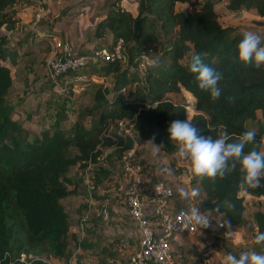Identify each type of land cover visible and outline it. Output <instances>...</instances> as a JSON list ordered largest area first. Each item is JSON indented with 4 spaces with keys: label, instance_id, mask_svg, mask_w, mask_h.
Here are the masks:
<instances>
[{
    "label": "trees",
    "instance_id": "16d2710c",
    "mask_svg": "<svg viewBox=\"0 0 264 264\" xmlns=\"http://www.w3.org/2000/svg\"><path fill=\"white\" fill-rule=\"evenodd\" d=\"M123 1L114 0L95 29L98 40L106 31L114 44L122 39L124 51L122 60L98 63L93 70L100 79L114 77V83L112 88L93 83L94 103L89 115L97 110L100 114L90 128L76 120L71 133L58 130L53 136L44 132L35 141L25 138L14 108L7 102L13 78L11 68L4 63L11 51L5 40H0V264H43L30 257H67L72 221L63 201L76 194L69 173L74 167L86 169L98 164L104 149L133 147L131 140L117 133L120 120L134 122L139 143H154L168 157L176 156L168 128L173 121L189 118L187 106L172 102L171 94L185 90L195 98V114L189 120L199 135L215 139L227 131L229 142H235L245 131L254 129L257 150H264V71L234 62L246 31L221 25L216 6L223 0H139L136 14L124 9ZM19 3L0 0V29L11 22ZM185 5L194 10L181 9ZM226 7L234 14L255 10L264 26V0H228ZM150 47L161 59L142 76L140 52ZM190 54H201L205 64L222 73L219 99L213 101L198 88L196 75L189 71L190 62L183 63ZM128 87L134 88L135 102H124L119 94ZM106 98L109 103L103 106ZM111 124L114 126L107 135ZM239 180L238 170L214 184L192 177L191 187H198L203 195L197 208L208 216H219L215 209L228 198L235 207L231 212L221 208L225 224L245 226L246 200L264 198V177L261 187L246 192L239 190ZM254 221L258 229L255 239L264 232V212L257 211Z\"/></svg>",
    "mask_w": 264,
    "mask_h": 264
},
{
    "label": "rangeland",
    "instance_id": "374dc122",
    "mask_svg": "<svg viewBox=\"0 0 264 264\" xmlns=\"http://www.w3.org/2000/svg\"><path fill=\"white\" fill-rule=\"evenodd\" d=\"M113 1L48 0L44 6V17L36 23L34 15L38 12L37 7L21 0V9L15 10L11 22L0 29V40L4 39L8 50L11 51L8 60L4 63L11 68L13 78V86L7 95V102L14 108L15 120L22 127L25 138L35 141L40 139L44 132L53 136L58 130L71 133L76 120H81L86 128H90L99 117L100 110L89 115L94 103V84H91L89 90L80 97L62 95L47 82L44 66L45 60L55 52L57 40L71 44L75 51L82 54L98 50L101 47L98 46L99 43L111 48L114 45L111 33L106 31L104 38L98 40L95 29ZM138 2L139 0H124L122 7L136 14ZM227 3L228 0H223L216 6L221 25L238 26L246 32H255L260 36L261 43L264 42V26L260 25L263 19L258 13L255 10L244 9L234 14L227 10ZM181 9L190 12L194 10L188 5ZM155 57L159 61L161 54L156 53ZM190 59L191 54L183 60V63L189 65ZM139 72L142 76L146 74V71L139 70ZM113 83L114 77L108 78L103 83L95 82L109 88L113 87ZM133 89L128 87L127 94L132 95ZM169 99L176 104L186 105L189 119L195 114L196 100L192 103L185 90L180 94L169 95ZM108 103L109 100L106 98L102 105ZM189 108L194 110L193 113H189ZM258 115L261 117V113ZM153 144L140 143L139 155L143 156L146 167L153 169L154 172L168 175L166 178L174 183L178 201L186 204L182 209L189 211L191 207H198L203 195L198 187L192 188L190 185L192 175L188 161L178 155L168 157L160 149L153 156ZM110 150L104 149V156L98 164H94L96 166H92V169L106 167L107 170L101 175L93 172L88 174L94 185V193L98 191L97 187L102 186V178L109 180L107 184L110 181H119L116 179L120 175L118 151L110 152ZM163 169L169 171L164 172ZM74 170L76 173L71 188L76 189V194L65 206L72 221L68 255L61 260L44 255L40 257L41 261L43 264H129L131 255L137 249L136 231L130 225L129 217L124 215L123 208L120 207L113 214L112 207L109 208L108 220L99 216L100 207L93 208V205L86 204V198L83 196L85 194L82 192V181L79 180L84 175V185L85 174L80 173L81 169L78 167H74ZM152 175H149V180ZM181 189L185 190L187 197H181ZM194 191L196 195L192 196ZM116 192L121 198V191ZM257 211L264 212V198L247 199L245 210L247 224L234 229L226 224L224 227L220 226V223H225L223 217L209 216L211 221L208 228L200 229L199 233L192 237H180L181 241L173 245V264H224V257L229 253L238 256L245 251H264V246H257L254 243V234L258 230L254 221ZM118 213L121 216H118ZM82 219L86 221L84 231L80 225Z\"/></svg>",
    "mask_w": 264,
    "mask_h": 264
},
{
    "label": "built area",
    "instance_id": "2783aa9c",
    "mask_svg": "<svg viewBox=\"0 0 264 264\" xmlns=\"http://www.w3.org/2000/svg\"><path fill=\"white\" fill-rule=\"evenodd\" d=\"M31 5L37 7L38 12L34 15L38 23L44 17V6L48 0H27ZM124 41L121 39L111 48L103 47L93 50L88 54L75 51L74 47L61 40L56 41L55 52L45 60L46 79L57 93L68 94L71 97H80L93 83L105 82L108 79H100L91 71L96 69L98 63H108L114 59L122 60ZM153 48H147L140 52V71H148L158 61ZM155 61V63H152ZM124 102H135V97L127 94V89L119 92ZM157 104L153 105L156 108ZM111 124L107 135L111 134ZM117 133L123 138L131 140L133 147L122 150L121 148H110L118 151L120 175L123 184L120 187L121 198H123L129 210L131 219L136 230L137 249L131 255L129 264H173V242L177 237H192L199 233L200 229H183L184 209L172 210L171 202L176 195L174 183L166 178L159 181H150L147 176V165L143 156L139 155L140 143L135 131V124L131 119H123L117 122ZM84 186L87 199L93 201L94 185L85 173ZM110 200L107 199L100 214L104 220L110 217ZM86 221L80 222L84 231ZM221 227L225 223H220ZM25 259V256H23ZM33 260L39 257H30ZM24 261V260H23Z\"/></svg>",
    "mask_w": 264,
    "mask_h": 264
},
{
    "label": "clouds",
    "instance_id": "9594fccd",
    "mask_svg": "<svg viewBox=\"0 0 264 264\" xmlns=\"http://www.w3.org/2000/svg\"><path fill=\"white\" fill-rule=\"evenodd\" d=\"M237 57L234 62L245 66L251 64L254 69L264 71V47L261 46V38L252 31L244 33L237 45ZM155 63V61H152ZM189 71L196 75L198 88L208 93L213 101L219 99L221 89L219 82L223 78L222 73L205 64L201 54L191 57ZM169 142L177 149V155L188 161L190 172L194 179L209 180L213 184L217 179H223L232 172L239 171L240 180L238 188L246 192L249 189L261 187V178L264 177V150H257L256 131H245L235 142H229V134L225 131L218 138L202 136L198 134L192 121L176 120L168 128ZM252 146L245 152V148ZM153 156L157 154L160 146L153 144ZM162 171L167 172L168 169ZM181 197H187L184 189L180 190ZM192 196L196 195L194 191ZM234 203L225 198L221 206L215 211L224 215L221 208L231 212ZM183 229H205L210 226V218L206 213H201L199 208L191 207L184 214ZM254 243L264 246V232L255 236ZM224 264H264V251H245L238 256L227 254Z\"/></svg>",
    "mask_w": 264,
    "mask_h": 264
},
{
    "label": "crops",
    "instance_id": "0c3cea01",
    "mask_svg": "<svg viewBox=\"0 0 264 264\" xmlns=\"http://www.w3.org/2000/svg\"><path fill=\"white\" fill-rule=\"evenodd\" d=\"M20 1V3L15 7V9H14V11L15 10H20L21 9V4H22V2H21V0H19ZM37 23V22H36ZM47 35V34H46ZM148 144H149V142H147ZM109 149L110 148H108L107 150L109 151ZM110 152H111V150H110ZM104 155H102L101 156V158L103 157ZM100 158V159H101ZM92 166H96V165H94V164H90L89 165V167H87L86 169H81L80 170V173H86V172H88V174H89V172L92 174V172H93V174H97V175H101V174H103L104 173V170H107L106 169V167H103V168H100V169H92ZM76 168V167H75ZM79 168V167H78ZM92 170H94V171H92ZM156 171V170H155ZM76 173V171L74 170V168H72V170L70 171V173H69V179L72 181L74 178H73V176H74V174ZM119 173H120V168H119ZM146 173H147V176H149V175H152V178H151V180L150 181H159V180H163V179H166V177L168 176L167 174L166 175H163L164 173H158V172H154L153 171V169H146ZM162 175H163V177H162ZM84 176V175H83ZM83 176L80 178V182L82 183V188H83V194H85V195H83L84 196V198H86V204H88V205H93L92 207L93 208H96V207H100V210L102 209V207H103V205L105 204V202L107 201V199H109L110 200V207L109 208H111L112 207V214H113V212L114 211H116L117 212V208L118 207H120V208H123V211H124V215H126V216H128L129 217V210H128V207L126 206V204H125V202H124V200H123V198H120V197H118V193L116 192V191H118V190H120V187H121V185L123 184H121V182L123 181V178H120L119 179V176H117L116 177V179H117V181L118 182H111L110 181V183H108L107 184V181H109L108 179H106V180H104L103 178H102V180H101V184H102V186H100V187H97V192H95V193H93V201H91L92 203H90L89 201H88V199H87V195H86V192H85V186L83 185ZM172 178V177H171ZM174 180V179H173ZM175 182H176V180H175ZM112 188V189H111ZM119 188V189H118ZM176 191V190H175ZM177 192V191H176ZM119 195H120V193H119ZM73 197V195L72 196H70V197H68L67 199H65L64 201H63V204H64V206H66V203H69L70 202V198H72ZM179 197V196H178ZM119 198V199H118ZM121 200H122V202H121ZM124 205V206H123ZM186 206V204L185 203H183V202H181V201H178V199H177V195H175V197L172 199V202H171V209L172 210H178V209H182L183 207L182 206ZM66 208V207H65ZM85 208H87V207H85ZM119 208V209H120ZM87 210V209H86ZM66 211H67V208H66ZM120 212V211H119ZM87 214V213H86ZM119 215L118 216H121L120 215V213H118ZM99 216H101V214L99 213ZM219 217H223L222 215H219ZM130 219V218H129ZM83 220V219H82ZM130 221H131V219H130ZM131 226H133V229H135V227H134V225H133V223H132V221H131V224H130ZM125 227V226H124ZM123 227V228H124ZM130 227V226H129ZM234 229V228H233ZM136 231V230H135ZM135 234V233H134ZM181 239L182 238H180V237H177V238H175V240H174V242H173V245L174 244H177L178 243V241H181ZM174 247V246H173ZM55 259V258H54ZM55 260H61V258H58V259H55Z\"/></svg>",
    "mask_w": 264,
    "mask_h": 264
},
{
    "label": "bare ground",
    "instance_id": "6f19581e",
    "mask_svg": "<svg viewBox=\"0 0 264 264\" xmlns=\"http://www.w3.org/2000/svg\"><path fill=\"white\" fill-rule=\"evenodd\" d=\"M186 92V94H188L189 95V97H190V99H191V102L192 103H195V98L192 96V94H190L189 92H187V91H185ZM193 105H195V104H193ZM193 109L192 108H189V113L191 114V113H193ZM190 116V115H189Z\"/></svg>",
    "mask_w": 264,
    "mask_h": 264
}]
</instances>
